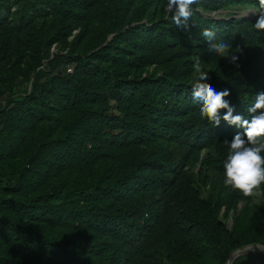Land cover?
<instances>
[{"label": "trees", "instance_id": "1", "mask_svg": "<svg viewBox=\"0 0 264 264\" xmlns=\"http://www.w3.org/2000/svg\"><path fill=\"white\" fill-rule=\"evenodd\" d=\"M165 3L0 0V264H226L264 244V185L255 202L223 183L225 140L243 129L202 119L191 96L199 58L250 118L259 13L210 14L258 0H201L190 32ZM204 29L243 48L239 67Z\"/></svg>", "mask_w": 264, "mask_h": 264}, {"label": "clouds", "instance_id": "2", "mask_svg": "<svg viewBox=\"0 0 264 264\" xmlns=\"http://www.w3.org/2000/svg\"><path fill=\"white\" fill-rule=\"evenodd\" d=\"M201 0H166L163 10L178 29L190 32L194 26L189 24L195 11L199 10ZM259 13L253 28L264 34V0H258ZM247 14V13H246ZM201 36L208 42V51L218 57L226 58L229 63L239 67L238 61L243 54L239 45L232 50V45L216 34L204 29ZM194 79L191 85V96L194 103L199 105V115L214 126H219L221 118L229 125L243 129L225 143L229 147L223 162V183L226 187L242 193L245 197L253 196L264 185V92L256 95L254 103L247 108L250 118L241 114H233L234 106L226 97L230 90L217 91L208 81L209 71L201 67L199 58L194 61ZM221 110H226L221 117ZM264 250V249H262Z\"/></svg>", "mask_w": 264, "mask_h": 264}, {"label": "rangeland", "instance_id": "3", "mask_svg": "<svg viewBox=\"0 0 264 264\" xmlns=\"http://www.w3.org/2000/svg\"><path fill=\"white\" fill-rule=\"evenodd\" d=\"M249 10H256L253 7L247 8V7H241V6H236L233 8H230L228 10H221L218 11L216 14H214V17H220V16H227V15H236L238 17H242V14H244V12H248ZM213 14V13H212ZM199 168V167H198ZM196 168V170L198 169ZM254 201L255 202H259L261 200L260 198V192L256 191V193L254 194ZM243 206V202L240 203L239 208H241ZM233 215L234 212H231L230 216L226 219V222L228 223V225L231 227L233 224ZM246 254H250L251 257L248 258L247 260H245L242 264H261L264 263V253L261 252L260 250L257 251H251L248 252ZM245 255V254H243Z\"/></svg>", "mask_w": 264, "mask_h": 264}, {"label": "water", "instance_id": "4", "mask_svg": "<svg viewBox=\"0 0 264 264\" xmlns=\"http://www.w3.org/2000/svg\"><path fill=\"white\" fill-rule=\"evenodd\" d=\"M255 9V8H254ZM221 11V10H220ZM217 12H213V14L211 13L210 15L213 16L214 14H216ZM236 16V15H235ZM254 15L252 16H242V18L244 19H250L252 18ZM238 17V16H236ZM259 247H264V244H250V245H247V246H243L237 250H235L234 252H232L227 260V263L226 264H234L235 260L243 255V254H246L248 252H251V251H257Z\"/></svg>", "mask_w": 264, "mask_h": 264}, {"label": "built area", "instance_id": "5", "mask_svg": "<svg viewBox=\"0 0 264 264\" xmlns=\"http://www.w3.org/2000/svg\"><path fill=\"white\" fill-rule=\"evenodd\" d=\"M72 71H73L72 67L68 66V72H72Z\"/></svg>", "mask_w": 264, "mask_h": 264}, {"label": "bare ground", "instance_id": "6", "mask_svg": "<svg viewBox=\"0 0 264 264\" xmlns=\"http://www.w3.org/2000/svg\"><path fill=\"white\" fill-rule=\"evenodd\" d=\"M262 249H264V247H259V248H258V250H260L261 252L264 253V250H262Z\"/></svg>", "mask_w": 264, "mask_h": 264}]
</instances>
